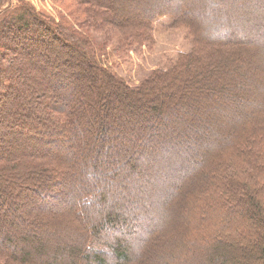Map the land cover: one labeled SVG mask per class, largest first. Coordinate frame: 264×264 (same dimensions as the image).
<instances>
[{
    "label": "trees",
    "instance_id": "obj_1",
    "mask_svg": "<svg viewBox=\"0 0 264 264\" xmlns=\"http://www.w3.org/2000/svg\"><path fill=\"white\" fill-rule=\"evenodd\" d=\"M18 2L16 11L0 27V55H3L0 62V111L3 119L0 118V125L2 122L7 125L2 131L0 128V264H129L135 256L132 247L137 245L138 239L131 236L109 239L111 236L104 234L103 230L111 228L115 231L124 217L130 215L133 218L134 210L130 205L136 207L146 197L141 184L143 176L147 175V167H152V162L160 157V150L164 151L165 146L173 147L172 138L166 139L156 129L145 134L142 127L157 128L163 121L170 120L175 112L173 106L169 107L174 92L187 93L188 90L184 89L202 81L206 91L220 90L222 87L215 85V78L220 74L230 78L234 76V72L223 70L225 66L239 67L253 63L254 59H247L238 51L220 56L225 64L216 61L202 70L197 66L201 64L204 53L201 45L206 38L192 27L190 20L193 18L189 12L154 7L147 18L139 17L132 22L116 13L106 16L107 0H74L78 7H82L81 13L85 11L92 19L98 18L99 28L104 25L102 22H107L117 30L119 27L124 30L125 36L120 42L127 52L150 44L154 24L163 17L171 18L175 27L192 32L194 51L181 55L170 69L156 70L139 86L131 87L118 79L111 68L98 61L96 49L89 45L79 26L75 28L79 25L76 21H73L74 26L67 24L64 18L56 22L54 18L37 12L26 1ZM162 3L168 5L165 0ZM70 16L73 18L75 14L70 13ZM208 16H212L211 12ZM246 20L240 25L244 26ZM247 23L261 27L252 34V38H262L264 21L256 18L254 21L247 20ZM236 35L233 31L227 33V38L222 37L220 44L232 43L237 39ZM217 37L215 39H219V35ZM52 41L55 44L58 42L64 49L69 48L68 53L55 56L54 48L50 47L53 46ZM261 43L264 45L263 41ZM75 51L85 64L84 67H77V75L85 73L91 87L95 84L102 92L101 113L95 108L93 100L88 101L90 108H87L82 88L71 90L68 86L64 91L66 87L63 84L53 81L52 76L57 70L69 79L63 65L67 58L73 59ZM214 52L218 54L220 50ZM186 80L188 83H184ZM154 88H157L156 92ZM129 98L141 105L140 109L128 110L133 105ZM134 124L143 125L139 128L140 132L130 128ZM18 134L30 141L31 148L28 145L18 148L15 140ZM255 135L250 142L234 144L232 150L237 148L240 156L254 155L256 162H262V167L257 169H263L261 174L264 175V130H258ZM142 145L152 153L143 149ZM229 155L235 156L233 153ZM229 165L224 156L217 157L213 169L215 176L219 173L218 179L213 183L207 180L206 190L200 192V189L199 194L196 192L201 200L200 195L204 194V201L208 203L210 200L215 208H225L223 220L210 216L218 224V229L224 230L221 236L200 247L199 264H264V201L258 197L260 189H264V180L253 183L255 175L248 174L247 170H244L243 176H230ZM74 170L87 175L90 183L86 186L97 187L94 192L88 193V187L78 185L81 198L77 201L80 210H76V214L82 218L80 223L87 237L86 242L64 237L62 247L54 249L46 243L47 236L52 237L54 233L46 237L41 231L21 233L20 228L31 222L26 217L31 212H36L43 224L57 221L62 211L60 206L68 199L72 200L71 195L60 197V191L67 173ZM230 186L237 190L241 186L243 195L237 196V190L232 191ZM13 187H16L17 194L24 193L20 198L16 196L14 201ZM114 187L118 188L115 190L118 196L137 190L133 203L126 201L124 211L118 212L115 202L103 214L97 212L103 215L100 223H86L85 211L90 213L95 204L104 202L108 190ZM71 192H74L73 187ZM21 206L25 208L21 210ZM16 213H19L15 218L19 223L12 217ZM235 215L240 219L238 224ZM254 220L258 221L257 224H253ZM139 223L136 222V225H143L144 231L149 226ZM207 229L208 226L202 228L192 237L194 242L191 243H198L207 237ZM107 250L113 261L106 258Z\"/></svg>",
    "mask_w": 264,
    "mask_h": 264
},
{
    "label": "rangeland",
    "instance_id": "obj_2",
    "mask_svg": "<svg viewBox=\"0 0 264 264\" xmlns=\"http://www.w3.org/2000/svg\"><path fill=\"white\" fill-rule=\"evenodd\" d=\"M18 1L0 0V27H3L10 14L16 11ZM24 1L37 12L54 18L56 22L64 18L67 24L74 26L76 24L73 21H76L79 25L75 28L78 29L79 26L83 34L79 33L86 38L91 47L96 49L98 61L111 68L116 72L118 79L131 87L139 86L156 70L170 69L181 55L195 49L192 32L175 27L173 20L169 17L160 18L155 22L150 44L135 47L127 52L125 45L120 42L124 39V30L120 27L117 30L111 26L112 23L107 22H102L104 25H100L99 28L98 18L92 19L93 17L87 15L85 11L81 13L82 7H78V3L74 0ZM165 3L168 5L163 4L162 0H107V11L104 14L107 16L116 13L135 22L133 20L139 17L147 18L154 7L163 10H183L185 13L189 12L193 18L190 20L192 27L206 38L201 45L204 51L201 64L197 67L203 70L204 66L212 65L216 61L225 64L220 56L225 57L238 51L247 59L252 57L254 61L239 67L225 66L223 70L234 72V76L230 78L228 75L220 74L215 78V85L222 87L220 90L208 92L202 81L193 84L190 89H184L188 90L187 93L174 92L173 100L169 101V107L173 106L175 112L170 116V120L163 121L157 128L142 127L141 124L130 127L137 129L138 132L142 127L145 134L156 129L166 139L172 138L173 147L170 149L165 146L164 151L160 150L162 152L160 157H156L152 162V167H147V175L143 176L145 178L141 184L146 197L139 202L138 206L130 205L134 210L133 218L130 215L124 217L122 224L119 223L115 231L111 228L103 230L104 234L111 236L109 239L120 236L138 239L137 245L132 247L135 256L129 264H199L201 262L198 259V255L202 253L200 247L212 238L221 236L224 230V228L219 230L218 224L210 216L223 220L225 208H218V206L215 208L210 200L208 203L204 201V194L200 195L202 200L196 194L200 189V192L203 189L206 190L207 180L213 183L216 178L218 179L219 173L215 176L213 169L217 157L224 156L230 163V176L235 174L243 176L244 170H247L248 174L255 175L253 183L264 180V175L261 174L263 169L261 171L257 169L262 167V162L258 160L256 162L252 154L240 156L237 148L232 150L234 144L250 142L258 130H264V45L261 43V41L264 42V35L262 38H252V34L257 33L261 27L250 26L247 23V20L254 21L256 18L264 21V0H165ZM210 12L212 16H208ZM70 13L75 16L72 18ZM243 20H246L244 26L240 25ZM93 25L96 27L93 28ZM232 31L236 32L237 39L232 43L220 44V41H223L222 37L227 38V33ZM218 35L219 39H215ZM129 43L130 40L127 44ZM52 44L53 46L50 45V47L54 48L55 56L62 52V55H65L64 52L69 50V48L64 49L58 42L55 44L52 41ZM216 49L220 50L218 54L214 52ZM73 56V59L67 58L63 65V69L69 74V79L63 77L60 70H57V73L52 76L53 81L63 84L66 87L63 88L64 91L68 86L71 90L82 88L81 94L87 108H90L88 101L93 100L95 108L101 113L102 92L95 84L91 87L89 77L86 78L85 73L77 75V67H84L85 64L79 60L76 51ZM14 60L18 61L15 58ZM1 61H3V55H0ZM8 63L10 64L11 60ZM184 83H188L187 80ZM161 86L163 85L159 87ZM159 87L157 86L160 92ZM157 88H154V92ZM129 100L133 105L128 110L140 109L141 105L136 104L131 98ZM179 103L182 104L181 107L177 106ZM82 105L86 107L84 103ZM1 113L2 111H0V118L3 119ZM6 126V123L2 122L1 131L6 129ZM123 127L126 128V124H123ZM22 138L21 134L15 136L18 148L30 146V141ZM144 148L148 149L146 146ZM148 152L152 153L150 149ZM231 153L235 156H230ZM234 158L242 162L238 163ZM88 183L90 181L87 175L80 174L78 170L67 173V178L61 186L63 189L60 191V197L71 195L72 200L68 199L64 205L60 206L62 211L57 221L52 224L49 221L43 224V221L40 222L39 215L31 212L26 216L31 222L29 221L28 225L25 224L24 228H20L21 233L41 231L43 237L54 233L52 237L46 238V243L52 245L54 249L62 247L64 237L79 239L85 243L87 237L80 223L82 218L76 214V210H80L78 209L80 205L77 203L81 198L79 186L86 188ZM232 186H230L231 190H237ZM72 187L74 192H71ZM88 188L89 190L86 189L88 193L97 189L96 185ZM13 189L15 198L12 201L17 200L16 196L20 198V195H24L22 192L17 194L16 187ZM117 189V187L110 188L104 202L95 204L90 213L85 211L86 223H100L106 208L115 202L118 204V212L124 211L126 201L133 203L136 189L122 196H118V192H115ZM240 189L241 186H238V190L235 191L237 196L243 195ZM260 192L258 197L264 201V189H260ZM75 193H77L76 196ZM26 204L29 206L28 203ZM24 208L21 206V210ZM97 212L102 214L99 215ZM16 216H19V213L12 217L15 219ZM234 219L238 224L240 219L236 215ZM16 222L19 223L18 220ZM136 222L149 224V226L147 225V228L144 226V231L143 225H136ZM257 222L254 220L253 224ZM206 226H208L207 237H203L198 243H191L194 242L192 237ZM216 230L217 233H215ZM109 255L110 252L105 251L106 258H110ZM110 260L113 261V258L111 257Z\"/></svg>",
    "mask_w": 264,
    "mask_h": 264
}]
</instances>
